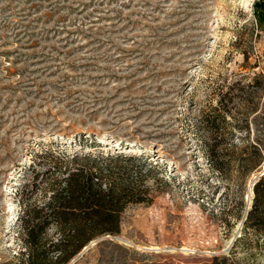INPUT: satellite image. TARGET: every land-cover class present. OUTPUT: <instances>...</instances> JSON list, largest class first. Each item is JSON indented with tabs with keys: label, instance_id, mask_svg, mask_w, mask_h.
I'll list each match as a JSON object with an SVG mask.
<instances>
[{
	"label": "rangeland",
	"instance_id": "374dc122",
	"mask_svg": "<svg viewBox=\"0 0 264 264\" xmlns=\"http://www.w3.org/2000/svg\"><path fill=\"white\" fill-rule=\"evenodd\" d=\"M262 7L0 0V264L22 248L18 191L47 149L134 153L158 165L153 199L128 205L117 234L90 240L66 264H212L223 254L228 264H264L262 234L235 243L264 153L248 173L235 166L222 178L193 134L197 114L233 86L232 113L248 126L234 127L228 145H264V87L260 97L246 87L264 75Z\"/></svg>",
	"mask_w": 264,
	"mask_h": 264
},
{
	"label": "trees",
	"instance_id": "16d2710c",
	"mask_svg": "<svg viewBox=\"0 0 264 264\" xmlns=\"http://www.w3.org/2000/svg\"><path fill=\"white\" fill-rule=\"evenodd\" d=\"M256 17L264 19L263 7ZM249 86L260 97L264 75L256 73L246 84ZM232 87L218 92L215 103L199 112L193 122L195 138L211 168L222 178H228L235 166H246L243 172L248 173L264 153L259 141L228 145L234 127L248 126L246 116L238 118L232 113ZM251 102L252 112L258 111L259 101ZM38 156L42 167H34L33 179L18 191L23 245L12 260L2 264H66L90 240L117 234L124 209L150 202L156 191L148 180L157 163L153 165L134 153L47 149ZM253 192L243 219V234L235 243L249 230L264 236V173L254 182ZM229 258L214 255L212 264H228Z\"/></svg>",
	"mask_w": 264,
	"mask_h": 264
},
{
	"label": "water",
	"instance_id": "95a60500",
	"mask_svg": "<svg viewBox=\"0 0 264 264\" xmlns=\"http://www.w3.org/2000/svg\"><path fill=\"white\" fill-rule=\"evenodd\" d=\"M262 171H263V172L260 171V174H263V173H264V169H263ZM244 218H245V217H244ZM244 218H243V219H244ZM243 219H242V221H243ZM242 221H241V222H242Z\"/></svg>",
	"mask_w": 264,
	"mask_h": 264
},
{
	"label": "bare ground",
	"instance_id": "6f19581e",
	"mask_svg": "<svg viewBox=\"0 0 264 264\" xmlns=\"http://www.w3.org/2000/svg\"><path fill=\"white\" fill-rule=\"evenodd\" d=\"M264 169V168H263ZM263 172V171H262Z\"/></svg>",
	"mask_w": 264,
	"mask_h": 264
}]
</instances>
